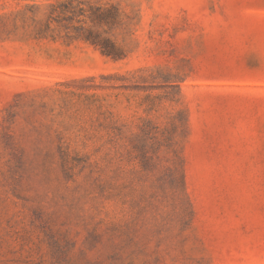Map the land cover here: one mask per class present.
Returning a JSON list of instances; mask_svg holds the SVG:
<instances>
[{
    "label": "rangeland",
    "instance_id": "1",
    "mask_svg": "<svg viewBox=\"0 0 264 264\" xmlns=\"http://www.w3.org/2000/svg\"><path fill=\"white\" fill-rule=\"evenodd\" d=\"M0 264H264V0H0Z\"/></svg>",
    "mask_w": 264,
    "mask_h": 264
},
{
    "label": "trees",
    "instance_id": "2",
    "mask_svg": "<svg viewBox=\"0 0 264 264\" xmlns=\"http://www.w3.org/2000/svg\"><path fill=\"white\" fill-rule=\"evenodd\" d=\"M104 54L108 56L110 55L109 51H104Z\"/></svg>",
    "mask_w": 264,
    "mask_h": 264
}]
</instances>
